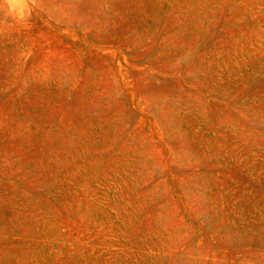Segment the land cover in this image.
<instances>
[{
  "label": "rangeland",
  "instance_id": "rangeland-1",
  "mask_svg": "<svg viewBox=\"0 0 264 264\" xmlns=\"http://www.w3.org/2000/svg\"><path fill=\"white\" fill-rule=\"evenodd\" d=\"M0 264H264V0H0Z\"/></svg>",
  "mask_w": 264,
  "mask_h": 264
},
{
  "label": "clouds",
  "instance_id": "clouds-1",
  "mask_svg": "<svg viewBox=\"0 0 264 264\" xmlns=\"http://www.w3.org/2000/svg\"><path fill=\"white\" fill-rule=\"evenodd\" d=\"M9 3L11 4L12 3V0H9ZM21 6H23V5H21Z\"/></svg>",
  "mask_w": 264,
  "mask_h": 264
}]
</instances>
